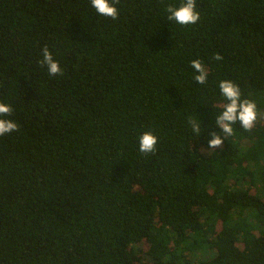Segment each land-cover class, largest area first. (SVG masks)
Listing matches in <instances>:
<instances>
[{
	"label": "trees",
	"instance_id": "trees-1",
	"mask_svg": "<svg viewBox=\"0 0 264 264\" xmlns=\"http://www.w3.org/2000/svg\"><path fill=\"white\" fill-rule=\"evenodd\" d=\"M182 2L119 0L113 20L91 0H0L19 127L0 136V264H264V0H196L187 26L167 20ZM221 80L258 119L206 154Z\"/></svg>",
	"mask_w": 264,
	"mask_h": 264
},
{
	"label": "clouds",
	"instance_id": "clouds-1",
	"mask_svg": "<svg viewBox=\"0 0 264 264\" xmlns=\"http://www.w3.org/2000/svg\"><path fill=\"white\" fill-rule=\"evenodd\" d=\"M119 0H91V5L100 16L110 17L113 20L118 18L119 10L115 6ZM166 11L169 13L167 20L175 22L178 25L196 24L200 19V13L196 11V0H183L179 7L169 5ZM216 61H222L220 54L214 56ZM41 65L47 67L48 74L55 76L62 74L61 67L54 60L48 47L43 48V59ZM191 67L194 70V80L199 84H206L209 76L208 70L200 60L191 61ZM220 94L226 101L221 107L219 114L216 115L215 125L224 134L223 138L215 130L210 133L207 148L201 151L207 154L210 149H218L223 146L224 139L231 138L234 135V125L237 123L245 131H251L258 119L257 104L252 99L242 98V92L236 83L229 80L219 82ZM12 108L3 102H0V136L18 131V124L10 119L3 117L9 116ZM193 133L201 134V121H190ZM158 138L151 132H144L138 137L139 151L143 154L154 153Z\"/></svg>",
	"mask_w": 264,
	"mask_h": 264
}]
</instances>
